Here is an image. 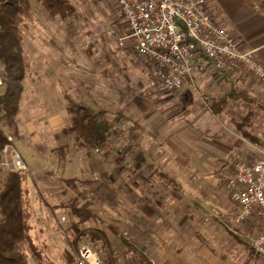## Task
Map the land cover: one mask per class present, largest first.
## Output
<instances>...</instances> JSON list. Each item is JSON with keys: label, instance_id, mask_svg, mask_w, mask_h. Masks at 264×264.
Masks as SVG:
<instances>
[{"label": "rangeland", "instance_id": "rangeland-1", "mask_svg": "<svg viewBox=\"0 0 264 264\" xmlns=\"http://www.w3.org/2000/svg\"><path fill=\"white\" fill-rule=\"evenodd\" d=\"M67 2L72 10L53 16L38 0H30V14L18 25L22 75L12 80L0 61V130L9 141L0 151V187L7 172L23 173L30 225L35 198L45 205L38 212L42 219L57 229L71 228L73 235L71 226L79 224L78 218L60 204L73 200L94 213L95 219L81 223V228L106 230L113 221H132L136 213L131 191L138 192L139 199L150 200L142 203L149 221L158 215L161 227L167 214L179 220L175 243L166 238L157 246L149 236L147 247L155 264H264V256L249 245L258 221H244L252 223L247 232V224L238 229L242 224L232 220L235 211L226 187L238 163L264 150L261 102L249 94L257 101L230 97L215 117L201 116L207 104L223 99L230 84L210 73L204 86L160 88L152 64L131 53L125 56L117 45L125 22L114 0ZM211 89L212 93L206 91ZM65 95L104 110L116 130L106 148L90 156L75 149L73 135L65 130ZM206 131L218 135L208 140ZM237 132L246 140L232 142L241 143L237 152L243 150L242 142L256 143L247 146L241 158L231 145ZM233 154L239 158L230 159ZM17 158L24 169L18 167ZM156 201L163 203L161 210ZM174 205L179 208L172 213ZM214 209L220 214L205 220ZM168 231L159 230L163 236ZM71 242L64 233L54 246L40 238L36 254L43 256L31 264H75L81 245L103 262L100 242L87 237L76 246Z\"/></svg>", "mask_w": 264, "mask_h": 264}, {"label": "built area", "instance_id": "built-area-1", "mask_svg": "<svg viewBox=\"0 0 264 264\" xmlns=\"http://www.w3.org/2000/svg\"><path fill=\"white\" fill-rule=\"evenodd\" d=\"M125 22L117 45L140 56L155 68L156 82L164 90H180L205 59L216 71L232 77L250 73L264 82V62L253 48L239 47L233 32L210 12L207 0H114ZM108 34H112L109 31ZM17 165L24 169L17 158ZM233 220L258 221L251 249L264 256V150L248 162L238 163L226 180ZM214 209L205 220L219 215ZM64 220V217H62ZM75 264H104L88 247H78Z\"/></svg>", "mask_w": 264, "mask_h": 264}, {"label": "trees", "instance_id": "trees-1", "mask_svg": "<svg viewBox=\"0 0 264 264\" xmlns=\"http://www.w3.org/2000/svg\"><path fill=\"white\" fill-rule=\"evenodd\" d=\"M38 1L53 16L64 15L72 10L67 0ZM30 8V0H0V61L12 75V80L20 77L24 69L18 25L30 14ZM230 97L258 100L251 98L246 91L231 86L224 94L223 99L221 98L218 102L211 104L214 108L211 109L213 114L221 112L222 104L226 98ZM64 99L68 115L65 130L73 135L75 149L85 150V154L90 156L92 151L106 148L109 139L116 133V130L106 119L104 110L74 102L67 95L64 96ZM3 100H7V96ZM260 105L264 107L262 103ZM8 144L7 136L0 130V151ZM24 180L25 175L23 173L9 171L1 182L0 264H27L26 249L33 250V252L37 249L29 241L31 225L28 203L25 197L28 191L24 187ZM69 180L72 181L73 179L70 178ZM59 207L69 209L70 214L78 218L79 224L71 226L74 231V235L70 234L73 246H76L79 239L84 237L93 243L100 242L102 247L109 246L104 230L96 226L81 228V223L95 219L91 210L77 206L73 200L62 203ZM107 228L110 229L111 227L107 226ZM120 241L125 246H130L124 239L120 238ZM103 262L108 264L105 259Z\"/></svg>", "mask_w": 264, "mask_h": 264}, {"label": "crops", "instance_id": "crops-1", "mask_svg": "<svg viewBox=\"0 0 264 264\" xmlns=\"http://www.w3.org/2000/svg\"><path fill=\"white\" fill-rule=\"evenodd\" d=\"M207 2L210 12L214 15V17L221 24H226L231 29L235 39L238 42L239 47L242 49H249V48L255 49L257 51V55L259 59H261L264 62V0H207ZM120 49L124 51L123 52L121 50V52L125 56H129L130 53L131 55L132 54L136 55L135 53L131 52L128 47L127 48L120 47ZM121 64H124L123 60H121ZM200 64L202 65L201 69L195 71L192 79H186L184 81V85L182 88L185 87L192 88L196 86L200 87L202 85L204 86L207 83V77H209L208 74L213 73L217 75L215 79H219L221 77V81L226 82V84L228 85L230 84L229 87L234 86L237 89L240 88L246 91L249 95L256 97L264 105V83L261 82L260 80L248 74L240 76L238 77V79H234V78L232 79V77L225 75V73L216 71L204 58L201 59ZM212 90L213 89H211V91L210 90H206V91L208 93H212ZM211 109L212 110L214 109L213 106L211 104L210 105L207 104L205 106V112L201 116L215 117L216 114H213ZM59 112L62 113L63 111L60 110ZM64 113H65L64 114V118H65L66 112ZM217 133H218L217 131L211 132L212 135L210 136L209 131H206L205 135L208 137V140H210V137L212 138L214 135H218ZM239 138L242 139V141L244 142L246 141L237 132L236 136L232 137L231 145L234 146V149H236V154L241 153L240 155L241 158L245 156V153L243 151L246 150L247 146L255 147L256 143L252 144L251 142H246V143L242 142L244 148H242L243 149L242 151L237 152L241 143L239 145H235V144L233 145L232 142L236 141ZM208 143L210 144V142ZM228 147H230V144L227 146V148ZM236 154L229 155V158L230 159L239 158L238 155ZM131 192H132V196L134 197V200L131 199L133 201V204L131 205L132 208H134V212L136 213V215L135 217H133L132 221L126 220V222L124 221L125 224L121 223L122 225L117 221H113L111 222L110 225L112 229L110 228L109 230L108 229L104 230L106 241L109 243V246L102 247L99 245L100 257L105 259L108 264H155L154 260L151 258V256H149L150 253L147 247L150 244V243L148 244V242L150 241L149 236H151V240L153 242L155 241L157 246H159V244L161 245L165 244L167 240L166 238H169V240L171 239V242L174 239L179 240L177 236L179 231L178 230L179 220H175V217L170 216L171 214L166 215L165 213L166 215L165 219L167 222L163 223L161 221V227L157 224V222L159 221L158 215L155 218H153V220L150 219L151 221H149L145 216L146 206L142 205V203L146 202L148 204L150 200L139 199L138 196L136 195V193L138 192H134V191ZM127 203H129V199ZM155 205L157 206V209L161 210V208L158 207H160V205L162 207L163 203L156 201ZM31 207H33L32 213L34 219L33 222L31 221V226L29 230L30 244L37 247L36 246L37 240H40V238L41 239L44 238L48 241V245L54 246L56 245L54 242L56 241L57 236L60 237L64 233V234H68V236L70 237L71 231L69 229L71 228L65 231L62 228L57 229L54 226V224L49 223L47 219L44 220L42 219V217L38 215V212L44 211L43 207H45V205L43 202H41L40 205L38 202H35V198H33L31 202ZM169 208H171V206H169ZM178 208L179 206L176 205L172 206V213L174 210ZM249 222H253V221L250 220ZM241 224H242L241 226H238L239 230L240 227H243L247 223L244 222ZM251 225L252 223H248L246 225V232L251 230ZM160 228L163 229L164 231L169 230L167 232V236H163L159 232ZM120 238L124 239L126 243L130 244V246L128 247L122 244ZM48 245L46 246L42 244L41 246L44 249H46ZM36 252L37 249L34 252L33 250L30 249L27 250V255H28L27 264H31V261L34 258H42L43 256L42 252H40L39 254H36Z\"/></svg>", "mask_w": 264, "mask_h": 264}]
</instances>
